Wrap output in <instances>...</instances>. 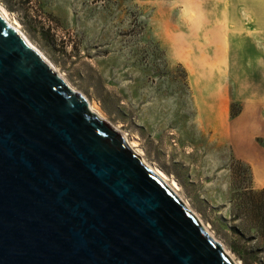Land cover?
I'll return each mask as SVG.
<instances>
[{
    "label": "rangeland",
    "instance_id": "rangeland-1",
    "mask_svg": "<svg viewBox=\"0 0 264 264\" xmlns=\"http://www.w3.org/2000/svg\"><path fill=\"white\" fill-rule=\"evenodd\" d=\"M262 1L0 0L236 264H264V186L241 156L264 145Z\"/></svg>",
    "mask_w": 264,
    "mask_h": 264
},
{
    "label": "water",
    "instance_id": "water-1",
    "mask_svg": "<svg viewBox=\"0 0 264 264\" xmlns=\"http://www.w3.org/2000/svg\"><path fill=\"white\" fill-rule=\"evenodd\" d=\"M0 264H234L2 17Z\"/></svg>",
    "mask_w": 264,
    "mask_h": 264
},
{
    "label": "crops",
    "instance_id": "crops-1",
    "mask_svg": "<svg viewBox=\"0 0 264 264\" xmlns=\"http://www.w3.org/2000/svg\"><path fill=\"white\" fill-rule=\"evenodd\" d=\"M256 4V3H255ZM259 4V3H257ZM262 8L264 7V1L261 2ZM247 16H243L245 18V26L247 27L246 29H256L254 26L256 23V18L251 13L247 12ZM264 104V103H263ZM246 102H243V108L242 111L240 112L241 114H244ZM264 108V105H263ZM264 113V110H263ZM264 118V114H263ZM264 137V128L262 127V134ZM261 146V147H260ZM257 145L255 146V151L253 154H250L248 152L245 155H241L249 164L252 172V177L254 182L259 185V186H264V145Z\"/></svg>",
    "mask_w": 264,
    "mask_h": 264
},
{
    "label": "bare ground",
    "instance_id": "bare-ground-1",
    "mask_svg": "<svg viewBox=\"0 0 264 264\" xmlns=\"http://www.w3.org/2000/svg\"><path fill=\"white\" fill-rule=\"evenodd\" d=\"M0 17H2V19L10 26V27H12L13 29H15V30H17V31H19L18 30V28L17 27H15L10 21H9V16H8V14H7V12H6V10L4 9V8H2V7H0ZM20 32V31H19ZM21 34H22V32H20ZM22 36L24 37V39L26 40V42L30 45V46H32L34 49H36L31 43H30V41L22 34ZM37 50V49H36ZM40 54H41V52L39 51V50H37ZM41 56L46 60V58L44 57V55L43 54H41ZM49 64H50V66L52 67V69L55 71V73H58V72H56V68H54L53 67V65L48 61V60H46ZM58 75V74H57ZM88 109L91 111V112H93V113H95L98 117H99V113L96 111V110H94L95 109V107H94V105L92 104V103H89L88 104ZM122 136H123V139L125 140V142H126V144L128 145V147L131 149V150H133L136 154H138L139 155V157H140V159H141V161L146 165V162L144 161V159L142 158V155L139 153V152H137L136 150H134L133 148H132V144H130L129 142H128V140L126 139V136L124 135V134H122ZM150 168V167H149ZM164 183H167L168 185H169V187L175 192V193H177V188H178V185L176 184V182L175 181H172V183L170 184V183H168L167 182V180H166V178H165V176H164V174L162 173V172H160V171H158V170H156V169H153L152 167L150 168ZM233 261V260H232ZM234 264H236L235 262H234Z\"/></svg>",
    "mask_w": 264,
    "mask_h": 264
},
{
    "label": "trees",
    "instance_id": "trees-1",
    "mask_svg": "<svg viewBox=\"0 0 264 264\" xmlns=\"http://www.w3.org/2000/svg\"><path fill=\"white\" fill-rule=\"evenodd\" d=\"M246 176H245V180H246V185L244 186V189L246 190V191H249V193H250V191L252 190L251 189V187L249 186V183H248V181H250V174H249V172H248V169L246 170ZM250 201H254V196L252 197V199L250 200Z\"/></svg>",
    "mask_w": 264,
    "mask_h": 264
}]
</instances>
